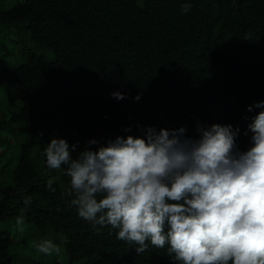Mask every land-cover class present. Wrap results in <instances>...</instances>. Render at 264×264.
Wrapping results in <instances>:
<instances>
[{"label":"trees","instance_id":"obj_1","mask_svg":"<svg viewBox=\"0 0 264 264\" xmlns=\"http://www.w3.org/2000/svg\"><path fill=\"white\" fill-rule=\"evenodd\" d=\"M184 2L24 0L0 8L7 29L0 93L22 104L18 112L0 109V147L21 144L19 156L0 153V264H15L16 236L5 225L20 215L32 232L60 237L71 264H173L164 250L137 255L116 230H93L70 206L62 170L56 191L46 190L57 170L41 164L34 148L52 138L79 142L75 158L90 139L103 143L127 126L134 136L147 126L185 127L194 136L197 123L222 117L247 131L264 111H247L264 99V0H191L187 13ZM114 91L127 98L117 101ZM25 194L33 198L27 210ZM25 235L17 238L24 237L20 251L31 239Z\"/></svg>","mask_w":264,"mask_h":264},{"label":"clouds","instance_id":"obj_2","mask_svg":"<svg viewBox=\"0 0 264 264\" xmlns=\"http://www.w3.org/2000/svg\"><path fill=\"white\" fill-rule=\"evenodd\" d=\"M191 8V0L181 5L183 13ZM251 88L246 83L245 91ZM111 96L127 98L120 91ZM253 108L263 109L264 99L247 111ZM122 131L103 143L90 139L75 158L79 142L62 138L40 153L48 169L69 177L65 196L78 217L95 231L116 230L137 255L156 249L173 264H264V111L245 132L226 117L197 123L194 136L185 127L147 126L136 136L128 135L131 126ZM53 183L46 190L54 193ZM32 202L25 194L23 210ZM24 220L17 216L18 230ZM35 248L60 251L47 239Z\"/></svg>","mask_w":264,"mask_h":264},{"label":"rangeland","instance_id":"obj_3","mask_svg":"<svg viewBox=\"0 0 264 264\" xmlns=\"http://www.w3.org/2000/svg\"><path fill=\"white\" fill-rule=\"evenodd\" d=\"M24 0H0V8L1 9H9L11 8L13 5H15L16 3L22 2ZM1 30V34H0V47L2 46V44L4 43V35L7 32L6 28H2L0 27ZM8 44V43H7ZM46 51H40L38 50L39 54H43ZM52 56V55H51ZM22 104L21 103H16V104H9L6 100V96H5V91L2 89L1 93H0V109L4 112V113H10V112H18L19 111V107H21ZM13 138V137H12ZM5 140V138H3V141ZM12 140V139H11ZM9 142V144L4 145L3 147H0V153L7 151L8 156H19V151L21 150L20 145L18 146L16 144V141H11ZM43 144L42 142H38L37 145L34 148V157L35 158H39L40 159V163L42 164L44 161L41 158L40 153L43 150ZM60 170H57L54 173V178L53 181H59L60 180ZM23 230H18L16 227V220H10L6 223L5 225V229H7L8 231H10L12 234H14L16 236V238H14V246L12 248V253L15 254L16 256V261L15 264H30L29 260H25V258L27 257H32V259L34 260V264H50V263H62V264H71L69 262V258L67 256H64V248H63V243L61 241L60 237H55L53 235V232L51 230H47L44 233H39V232H35V231H31V226L26 224L24 222V224L22 225ZM26 234L25 236L31 237L30 241H28V246L26 247L25 245L22 246V248L20 247L21 251L19 250L18 247V243L19 241H23L22 239L24 238H18V236H22ZM51 240L53 241L55 244H57L59 246V253H54L52 255H45L43 253H40L36 250L35 245L39 244L42 240ZM75 264H90L88 261H81Z\"/></svg>","mask_w":264,"mask_h":264}]
</instances>
